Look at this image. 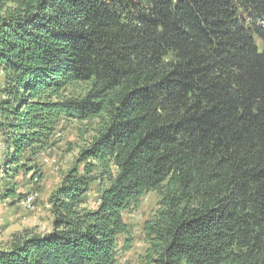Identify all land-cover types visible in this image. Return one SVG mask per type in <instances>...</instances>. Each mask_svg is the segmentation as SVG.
<instances>
[{"label": "trees", "instance_id": "trees-1", "mask_svg": "<svg viewBox=\"0 0 264 264\" xmlns=\"http://www.w3.org/2000/svg\"><path fill=\"white\" fill-rule=\"evenodd\" d=\"M61 120L91 136L53 228L0 264H120L124 214L152 191L147 264H264V0H0L8 177L37 176Z\"/></svg>", "mask_w": 264, "mask_h": 264}, {"label": "rangeland", "instance_id": "rangeland-1", "mask_svg": "<svg viewBox=\"0 0 264 264\" xmlns=\"http://www.w3.org/2000/svg\"><path fill=\"white\" fill-rule=\"evenodd\" d=\"M84 127V123L80 124L76 120H61L58 123L50 146L41 150L29 162L30 167H35L38 171L36 177H33L31 171L8 177L10 174L5 169L6 147L0 136V247H9L15 235L26 230L44 233L53 228L54 216L49 199L60 186L63 177L78 163L79 152L91 136V132H84ZM6 183L15 188L13 196L2 195ZM98 189L99 183L95 182L85 207L97 206ZM30 195L34 197V207L28 209L23 201ZM158 202V193L152 191L141 198L138 206L125 212L124 220L129 227L130 240L127 247L123 248L125 236L120 238V264H147L145 255L148 242L144 224L158 208Z\"/></svg>", "mask_w": 264, "mask_h": 264}, {"label": "built area", "instance_id": "built-area-1", "mask_svg": "<svg viewBox=\"0 0 264 264\" xmlns=\"http://www.w3.org/2000/svg\"><path fill=\"white\" fill-rule=\"evenodd\" d=\"M33 200H34V197L30 195L23 201V204L25 205L26 208L31 209L34 207Z\"/></svg>", "mask_w": 264, "mask_h": 264}]
</instances>
